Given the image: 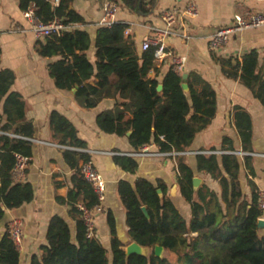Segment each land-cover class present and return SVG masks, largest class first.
<instances>
[{"label": "trees", "instance_id": "1", "mask_svg": "<svg viewBox=\"0 0 264 264\" xmlns=\"http://www.w3.org/2000/svg\"><path fill=\"white\" fill-rule=\"evenodd\" d=\"M22 11L30 6L42 23L54 19L65 25L84 24L83 17L72 8L74 0H18ZM141 16L152 13L155 0H111ZM128 25L115 22L110 28L98 27L92 41L87 31L77 28L64 30L37 40L38 55L56 57L48 64L49 75L59 89H75L74 97L86 109L94 108L104 98H115L114 107L96 118L97 127L107 134L126 136L133 152L145 145L154 144L159 152H183L195 136L204 130L216 113V92L197 73L186 78L188 90L182 87V76L171 68L157 79L158 69L150 46L138 54L134 42L125 35ZM94 46V62L87 51ZM258 53L251 50L238 61L236 57H218L222 73L239 80L264 107V74L257 69ZM151 73L155 76L152 77ZM116 80L111 82V77ZM15 74L10 69L0 70V225L5 210L28 204L34 199L31 183L18 181L12 170L16 154L32 156L34 139L33 121L26 117L22 95L12 90ZM162 89L158 90V85ZM123 112L131 117L125 118ZM233 123L241 141L243 152L252 153V119L242 107L232 110ZM52 142L68 147L63 155L72 170L71 187L59 202L67 204L75 219V236L72 238L67 222L53 216L46 232V244L40 254L31 257L30 264H264V229L257 222L264 210L259 207L258 187L252 180L255 173L251 156L234 153L196 155L197 172L217 180L220 193L206 185L194 189V172L182 156H176V181L180 194L190 205L191 218L187 222L165 194V184H155L138 178L131 184L120 180L117 193L125 210L129 242L124 244L116 236V221L107 212L111 233L109 249L96 238H87L84 222L77 203L91 208L98 203L91 185L80 175V164L91 159L84 140L64 115L52 111L48 117ZM220 150L236 152L232 140L222 138ZM226 145V146H225ZM209 150H216L211 147ZM114 163L128 173L138 168L136 158L129 155L112 156ZM252 177L247 180L250 198L243 194L239 173L241 166ZM25 171V170H24ZM161 189L163 196H159ZM145 206L147 218L141 210ZM195 233V236L191 234ZM130 242L151 248L148 257L125 255ZM156 245L173 254L154 256ZM110 255V256H109ZM20 252L10 239L7 224L0 232V264H19Z\"/></svg>", "mask_w": 264, "mask_h": 264}, {"label": "crops", "instance_id": "2", "mask_svg": "<svg viewBox=\"0 0 264 264\" xmlns=\"http://www.w3.org/2000/svg\"><path fill=\"white\" fill-rule=\"evenodd\" d=\"M106 0H74L72 8L84 19V24H75L73 28L88 32L92 41L95 39L98 22L102 16V5ZM148 1V0H147ZM152 13L147 16L138 15L119 5L116 21L128 25L125 35L133 42L138 54H141V42L145 36L153 35L154 28L160 25V14L167 8L181 9L188 4H195L198 16L187 20L185 26H178L176 31L186 30L188 40L179 34L168 35L164 39L167 55L162 61L155 60L158 73L157 79L162 80L171 65L173 57L184 58L182 75L199 74L216 92V113L210 124L199 132L186 152L209 150L214 147L220 150L222 138L228 137L236 152L242 151L241 141L233 123L232 110L235 106L244 108L252 119L251 165L254 177L242 165L239 173L240 185L247 199L251 192L247 180L252 178L258 192L264 188V107L252 92L239 82L227 78L221 71L218 57L242 56L256 50L258 53L257 69L264 74V26L234 34L218 51H211L207 46L208 36L215 29L230 24L236 13L245 10L264 12V0H155ZM52 5L53 0H51ZM55 6V5H54ZM17 28H20L19 30ZM37 38L28 21L23 17L18 0H0V70L10 69L15 74L12 90L19 92L26 105V117L33 121L34 139L32 156L20 181L29 182L34 189V199L19 208L5 210L0 232L5 224L13 218L23 221V236L19 264H30L31 257L40 254V246L46 244V232L50 219L58 215L68 224L72 238L75 236V219L69 212L67 204L58 201L65 198L71 187L72 170L66 163L63 150L45 143H53L48 125V117L52 111L64 115L77 129L78 137L85 141L90 151L133 152L127 137L107 134L96 125L99 113L114 107L115 98H104L94 108L86 109L74 97L72 90L56 87L49 75L47 66L57 60L56 57L45 58L36 52ZM94 46L87 51L89 60L94 62ZM154 77L155 74L151 73ZM111 82L116 80L112 76ZM130 118L128 112H123ZM226 146V145H225ZM153 152L158 151L154 144L148 146ZM196 155H179L194 172V177L201 181L198 187L206 185L216 193L220 186L207 174L196 169ZM242 160L243 156H239ZM98 171L106 184L103 212L96 218L95 238L107 249L110 246L111 233L107 224V212L111 211L116 221V236L126 244L130 238L126 226L125 210L117 193L120 180L134 184L136 179L145 178L152 183L158 180L165 184V194L172 201L181 216L188 222L191 218L190 205L180 194L176 181V157H136L138 168L131 174L122 170L114 163L112 156L94 154ZM176 191L172 194L173 187ZM264 219V212L262 217ZM195 236V233L191 234Z\"/></svg>", "mask_w": 264, "mask_h": 264}, {"label": "built area", "instance_id": "3", "mask_svg": "<svg viewBox=\"0 0 264 264\" xmlns=\"http://www.w3.org/2000/svg\"><path fill=\"white\" fill-rule=\"evenodd\" d=\"M59 0H53V4L57 5ZM119 9V4L106 0L102 5V16L98 22L100 27L110 28L116 22V15ZM35 8L30 6L27 10L23 11V17L28 21L31 26V30L37 38H44L53 34H59L64 30L73 28L74 25H65L61 20L54 19L49 23H42L38 21L34 15ZM198 16V8L195 4H188L185 7L178 8H167L164 9L160 14V25L154 28V34L145 36L141 42V49L146 50L150 46H155L154 57L155 60L162 61L167 55L164 39L171 34H179L182 39L188 40L190 35L186 30L176 31L178 26H185L187 20H193ZM264 26V12H254L251 10H245L241 13L233 15L230 24L217 28L214 32L208 36L207 46L209 50L215 52L220 50L230 38L239 32L259 28ZM18 30L20 28H17ZM184 58L173 57L171 60L170 68L182 76ZM33 142H41L36 139H30ZM52 145L60 149L68 148L53 143H45ZM151 145V144H149ZM149 145H145L137 152L122 153L115 151H90L88 149H76L85 151L91 155V159L80 164V175L91 185L94 193L97 196L98 203L91 208L86 207L82 202L77 203V208L80 212V216L85 226V233L87 238H95V223L97 216L103 212V202L105 201L106 184L103 176L98 171L95 161L92 158L94 154L103 155H129L133 157H173L184 154H216L221 155L225 153H234L238 156L250 155L243 151L230 152L226 150H201L197 152H153L149 149ZM16 163L12 170L14 178L20 181L24 175V170L30 161V157L16 154ZM259 207L264 210V188L258 192ZM23 221L20 218H13L8 222L7 231L10 239L17 248L21 247L22 236H23Z\"/></svg>", "mask_w": 264, "mask_h": 264}, {"label": "water", "instance_id": "4", "mask_svg": "<svg viewBox=\"0 0 264 264\" xmlns=\"http://www.w3.org/2000/svg\"><path fill=\"white\" fill-rule=\"evenodd\" d=\"M182 78H183V89L185 91L188 90V86L186 84V78H187V75L184 74L182 75ZM162 89V85H158V90H161ZM73 91H75V89H73ZM130 135V132H128L126 134V136H129ZM200 179L198 177H194L193 178V186H194V189H197L199 184H200ZM176 191V186L173 187L172 189V194H174V192ZM157 193L159 194V196H163V192L161 189H157ZM141 210L142 212L144 213V215L149 218V215H148V212H147V209L145 206H142L141 207ZM257 225H258V228L263 230L264 229V219L263 218H260L257 222ZM146 248H149L147 246H141L140 244L136 243V242H130L124 249L125 251V255L126 257L128 258L130 255H133V254H136V255H139V256H143V257H148L150 253H148V250ZM151 249V248H150ZM165 251V249L162 247V246H159V245H156L153 249V254L154 256L156 257H159V258H163V252Z\"/></svg>", "mask_w": 264, "mask_h": 264}, {"label": "rangeland", "instance_id": "5", "mask_svg": "<svg viewBox=\"0 0 264 264\" xmlns=\"http://www.w3.org/2000/svg\"><path fill=\"white\" fill-rule=\"evenodd\" d=\"M148 250V253L151 252V249L150 248H146ZM110 256V255H109ZM163 256H167L171 261H174L175 260V256L167 251H164L163 252Z\"/></svg>", "mask_w": 264, "mask_h": 264}]
</instances>
